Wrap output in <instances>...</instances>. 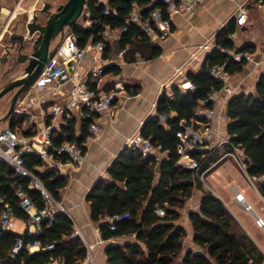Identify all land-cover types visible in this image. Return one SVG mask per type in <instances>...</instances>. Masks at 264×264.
Masks as SVG:
<instances>
[{
    "label": "trees",
    "instance_id": "16d2710c",
    "mask_svg": "<svg viewBox=\"0 0 264 264\" xmlns=\"http://www.w3.org/2000/svg\"><path fill=\"white\" fill-rule=\"evenodd\" d=\"M133 2L144 8L143 16L156 7L163 8L165 15L168 14L162 0H87L84 12L89 13L86 18L92 24L87 28H72L77 45L83 48L89 42L101 40L106 25L112 29L126 27L118 40L106 41L103 58H112L115 51L128 45L130 50L125 55L127 63L135 62L137 56L143 60L159 57L163 53L162 47L138 26L126 23ZM107 8L115 10L116 14H105ZM237 29V20L233 16L216 31L214 46L206 53L200 69L186 72L184 81H189L193 89L182 90L174 84L171 94L163 91L156 101V113L143 121L141 135L148 138L154 147L160 145L166 157L159 159L155 154L144 156L140 149L124 146L107 167V175L99 178L88 190L86 201L90 208V220L98 224L101 238L108 241L134 236L135 239L110 243L105 250L107 264L264 263V254L257 244L223 200L207 189L199 177L219 158V153L205 148L192 151V157L202 164L199 171L179 163L178 132L182 122L194 119L201 102L224 86L223 81L211 74V69L224 65L229 75H235L243 71L248 60H236L228 51H256L255 43H244L237 47L231 38ZM122 70L121 64H108L104 67V75L117 76ZM96 84L97 79H94L89 86L96 87ZM106 89H111L109 84ZM124 89L133 96L140 93L141 85L125 84ZM202 106L213 108L214 102L209 101ZM226 115L228 142L224 143V148L226 151L238 148L243 152L246 172L257 180L259 192L264 197V73L256 81L255 92H240L230 97ZM199 120L205 121V118ZM20 121L12 115L11 127L16 129ZM93 121L94 117L79 121L76 114L71 118L64 116V122L55 128V143L75 141L86 152L87 142L93 136L89 130ZM25 165L61 202V191L69 183L68 176L56 169H45L42 173L39 167L44 165L43 160L35 154L25 156ZM30 184V178L17 177L9 165L0 161V218L6 204L13 208L18 219L28 218V214L20 208L17 186H22L28 192L38 208L44 206L42 194ZM195 190L202 193L200 205L198 210L189 212L188 218L194 232L193 242L201 250H188L182 255L187 231L177 222ZM157 207L163 208L165 214L159 215ZM124 213H129L130 217L116 221L115 229L111 230L107 218ZM41 226L42 232L37 238L42 246L54 244V249L31 252L23 248L13 256L17 239L22 235L28 237V234L4 231L0 234V264H75L87 256L83 240L79 236L71 237L76 227L67 213L59 212L54 221L45 219Z\"/></svg>",
    "mask_w": 264,
    "mask_h": 264
},
{
    "label": "built area",
    "instance_id": "2783aa9c",
    "mask_svg": "<svg viewBox=\"0 0 264 264\" xmlns=\"http://www.w3.org/2000/svg\"><path fill=\"white\" fill-rule=\"evenodd\" d=\"M166 4L167 15L161 7H156L143 16L144 8L136 2L132 3V10L126 18V23H132L138 26L152 40L155 38L165 39L173 31L172 22L175 15L191 14L195 8L203 0H162ZM255 4L264 7V0H242L239 2L236 12L237 25L242 26L248 20L249 4ZM105 14L114 13L115 10H104ZM84 20H78V27L87 28L92 21L86 17L88 12H84ZM82 15V16H83ZM126 27L121 29H112L109 25L104 27L102 39L92 43L89 42L85 47L81 48L77 45V39L72 32L65 30V35L55 54L45 64L44 69L34 81V83L25 91V94L19 97L14 110L13 116L21 119L20 129H13L10 124L0 130V161L5 162L14 171L17 177H26L31 179L30 187L38 189L43 197L44 206L38 208L22 187H16V195L19 198L20 208L28 214V218L23 220L25 224V235L20 236L12 250V255H16L21 249L26 248L31 252L36 250H52L54 244L42 246L37 238L42 232L41 222L45 219L55 220V216L59 212H65L61 202L57 201L51 192L40 181L38 176L25 165V156L27 154H35L43 160L44 165L40 167L43 173L45 169H56L61 173L67 169L79 166L86 159V152L75 141L65 140L60 144L55 143L57 134L55 128L58 124L64 122V116L71 118L76 112H80L82 118H92L94 121L90 124L89 130L92 135H97L101 131V127L97 122L98 118L107 112L116 100L118 93L117 88L122 87L121 83L116 82L114 89L105 90L100 86L104 83L106 76L104 75V67L108 64H118L125 61V55L130 50L128 45L122 50H117L113 58H103V52L106 47V41L119 39L121 33ZM231 38L235 41L237 31L231 34ZM209 49V43L200 44L192 53L197 58L199 52ZM230 56L236 60L246 58L253 61V54L248 51H228ZM91 53L95 64L85 71H81V61L86 54ZM139 56L134 63L142 61ZM72 67V71L69 70ZM178 73H183L182 68L177 69ZM211 74L224 82L221 90L214 91L210 96L201 102V106L195 111V118L190 122H182L181 130L178 132L179 145L178 152L181 157L179 161L187 168L199 171L201 162L193 158L191 153L195 149L206 145L214 136V130L210 122L215 117V107L205 108L202 105L215 101V95L220 92L230 93L231 89L227 85L230 75L225 70L224 65L215 66L211 69ZM97 79L96 87L89 86V83ZM167 92V84L162 85ZM182 90L193 89V85L189 81L179 85ZM97 116V117H96ZM96 117V118H95ZM205 118V121L199 120ZM228 142V138L221 140L219 143ZM125 146L138 148L144 156L149 154H166L161 150V146L154 147L151 141L142 136L140 128L134 134L126 139ZM211 150V149H210ZM225 156H232L238 166L246 171V163L243 152L235 148L225 153ZM159 158V156H157ZM205 172L199 174L201 180H204ZM236 197L240 200L242 195L238 192ZM245 207H248L247 205ZM249 208V207H248ZM247 209V208H246ZM248 210V209H247ZM159 215H164L165 210L161 207L156 208ZM126 217H130L129 213L108 217L107 220L110 229H115V222ZM18 218L13 208L5 205V209L0 218V234L1 232L14 230ZM256 222L259 226H264V220L257 216ZM75 223V222H74ZM75 231L71 237L79 236L86 248L87 256L75 264H95V249L98 244H90L81 229L75 224ZM23 232V233H24ZM64 264L63 262H57ZM264 264V263H263Z\"/></svg>",
    "mask_w": 264,
    "mask_h": 264
},
{
    "label": "crops",
    "instance_id": "0c3cea01",
    "mask_svg": "<svg viewBox=\"0 0 264 264\" xmlns=\"http://www.w3.org/2000/svg\"><path fill=\"white\" fill-rule=\"evenodd\" d=\"M18 1H21V4H23L25 2L28 3L29 0H0V41L4 39V34L8 31L9 26L17 16V9L15 7ZM43 1L42 8L45 3H50L48 0ZM240 1L242 0H203L191 14L175 15L172 22V33L165 39H153L156 44L162 47L163 53L159 57L153 60H142L137 63L120 62L118 64L122 65V73L117 76L108 75L107 83L111 87L110 90L115 88L114 85L116 82L122 85V87L117 88L118 96L115 103L104 115L98 118L101 131L97 136L88 140L86 159L83 163L77 167L67 169L62 173L68 176L69 183L61 191V204L66 210V213L79 226L88 242L90 244H96L98 242L94 252L95 264H107L105 250L110 243H124L134 241L135 239L134 236H123L108 241L101 238L98 224L90 220V208L86 201L88 190L99 178L107 175V167L125 146L126 139L141 127L146 118L156 113V101L162 92L165 91L162 85L167 84V93L171 94V88L174 84L180 85L185 82V74L188 70L198 71L200 69L206 53L214 46V35L216 31L229 18L236 17L237 7ZM253 5L255 4H249V6ZM42 8L33 11V18L37 16L38 11L42 12ZM250 18L252 21L248 22ZM254 24H257L256 26L258 28H262L264 26V19L257 16L252 18L248 14L247 23L238 26L237 38L235 40L237 47H240L244 43H255L254 40L246 38L242 39L239 44L237 42L239 31H246L249 26ZM205 42L209 43V49L200 51L197 58L193 57V51ZM252 54L253 61H249L243 71L235 75H230L227 84L231 89L230 94L223 92V97L221 96L214 103L216 112L214 128L216 135L206 145L201 146L200 149H212V151L219 153V158L205 171L206 175L219 172L229 178H235L239 182L238 177L233 172V167H236L250 181L253 179L230 156H225V153L228 151L225 150L224 144L219 143L222 138H228L226 130V106L228 100L232 95L240 92H255L256 81L259 75L264 73V47L261 48L258 46ZM94 64L92 54L88 53L81 61L80 70L85 71ZM178 68H182L183 73H178ZM125 84L141 85L140 93L133 96L129 95L124 89ZM100 87L107 90L105 83L101 84ZM79 113L76 112V116ZM157 156L161 159L166 157V154H159ZM39 170H41L40 167ZM158 177L157 175V180ZM227 181L230 182V179H227ZM256 188L261 201L264 202V197L259 192L257 186ZM207 189L212 190L215 195L223 200L242 228L264 254V246L261 244V240L264 239V226L261 227L254 222L256 216L249 218L245 213V202L250 204L253 211H255L258 199H249L234 184L231 186L232 196L226 194V197H224L220 192L210 186ZM238 192L243 195L244 202H241L236 197ZM201 196V191L195 190L193 196L186 202V205L182 209V217L177 222V224L183 225L187 231L182 255L188 250H201L193 242L194 232L188 218L190 211L198 210ZM257 213L261 216L259 212ZM18 220L23 222L22 219ZM24 229L20 233H23Z\"/></svg>",
    "mask_w": 264,
    "mask_h": 264
},
{
    "label": "rangeland",
    "instance_id": "374dc122",
    "mask_svg": "<svg viewBox=\"0 0 264 264\" xmlns=\"http://www.w3.org/2000/svg\"><path fill=\"white\" fill-rule=\"evenodd\" d=\"M48 1L51 3L50 10L55 11L56 8L61 3H64L67 0H48ZM43 3H44L43 0H29L28 3L25 2L21 4V1H18L16 4L15 9H17V16L15 20L12 22V24L9 26L8 31L4 34V39L0 41V90L4 87V85L7 82L23 76L25 72V67L28 63V57L31 52L32 44L34 42L36 35L39 33V30L37 29V27H35L36 28L35 32L33 33V35H30L28 23H33L32 22L33 11L35 9L42 8ZM247 7H248V14L250 17L254 18L257 16L260 17L261 19H264V7H259L257 5H253V6L247 5ZM83 17L84 15L79 19V22L84 20ZM36 18L37 19L35 20V24H44L47 19V14L38 11ZM251 21L252 19L250 18L248 22ZM256 25L257 24L249 26L246 31L245 30L239 31V37L237 40L238 44L242 39L246 38V39L254 40L256 44V48L258 46L261 48L264 47V33H263L264 26L262 28H258V26ZM67 30L70 31L72 30V28H67ZM107 78L109 77L106 76L104 80L105 86L108 85ZM15 91L16 90L7 93L4 97L0 99V130L10 123L9 120L13 113H11L9 117L6 116L11 105L12 96L15 93ZM222 93L223 92L216 94L215 99L216 100L219 99L222 96ZM226 94H230V93H226ZM216 100L214 101V103L216 102ZM77 118L79 121L81 120L82 116L80 113L77 115ZM214 118L211 119L210 122L212 124V128L214 130V136H215L216 130L214 128V120H215ZM97 122L99 123L98 120ZM20 128L21 125H19L18 123L16 129H20ZM97 135H93L91 138ZM225 139L226 138H222L221 140H225ZM230 157L235 161V159L232 156ZM235 163L237 164L236 161ZM233 172L238 177L239 182L237 179L232 177L229 178L219 172L210 175L205 174L204 180L202 181L204 185H206L205 186L206 188L207 187L209 188L210 186L211 188H214L216 191L220 192L224 197H226V194L232 196L233 192L231 190V186L233 184L236 185L237 188L241 189L249 199L251 200L258 199V204L257 206H255V211H249L245 209L246 215L249 216V218H251V216H256L257 218V216H259L257 212H259L261 214L260 217L264 219V202L261 201L256 188V186L258 187L257 180L252 179V181H250V179L246 175H244V173L240 169H237L236 167H233ZM227 179H230V182H228ZM230 207L232 208L231 204ZM256 218L254 222L257 224ZM24 227H25L24 223L21 220H17L14 230L22 232ZM261 244L264 246V239L261 240Z\"/></svg>",
    "mask_w": 264,
    "mask_h": 264
},
{
    "label": "water",
    "instance_id": "95a60500",
    "mask_svg": "<svg viewBox=\"0 0 264 264\" xmlns=\"http://www.w3.org/2000/svg\"><path fill=\"white\" fill-rule=\"evenodd\" d=\"M86 1L67 0L61 3L55 11L50 10L51 3L47 2L42 8V12L47 14L45 23L35 24V20L37 19L35 16L32 21L33 23L28 24L30 35H33L35 32V27L39 30V34L33 42L23 76L10 80L0 90V99L7 93L16 90L12 96L11 105L6 117L11 115L19 97L34 83L44 69L45 64L55 54L63 40L66 28H73L78 25V20L84 14ZM58 36H60V40L54 44ZM69 70L72 71L71 66H69ZM245 203L249 207L245 208L253 211L250 204Z\"/></svg>",
    "mask_w": 264,
    "mask_h": 264
},
{
    "label": "flooded vegetation",
    "instance_id": "af4514ba",
    "mask_svg": "<svg viewBox=\"0 0 264 264\" xmlns=\"http://www.w3.org/2000/svg\"><path fill=\"white\" fill-rule=\"evenodd\" d=\"M38 34H39V33H38ZM38 34H37V35H38ZM37 35H36V37H37ZM36 37H35V38H36ZM34 40H35V39H34ZM58 40H60V36H58V37L56 38L54 44H55L56 42H58ZM32 45H33V44H32ZM31 50H32V48H31Z\"/></svg>",
    "mask_w": 264,
    "mask_h": 264
},
{
    "label": "bare ground",
    "instance_id": "6f19581e",
    "mask_svg": "<svg viewBox=\"0 0 264 264\" xmlns=\"http://www.w3.org/2000/svg\"><path fill=\"white\" fill-rule=\"evenodd\" d=\"M240 194H241V193H240ZM241 195H242V194H241ZM241 198H243V195H242V197H241ZM241 202H244V200L242 199V200H241Z\"/></svg>",
    "mask_w": 264,
    "mask_h": 264
}]
</instances>
